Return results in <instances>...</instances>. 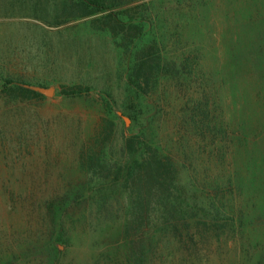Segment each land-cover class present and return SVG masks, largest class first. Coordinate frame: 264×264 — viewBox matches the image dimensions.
I'll return each mask as SVG.
<instances>
[{"label": "rangeland", "instance_id": "obj_1", "mask_svg": "<svg viewBox=\"0 0 264 264\" xmlns=\"http://www.w3.org/2000/svg\"><path fill=\"white\" fill-rule=\"evenodd\" d=\"M110 1L146 19L137 44L102 28L101 14L72 9L73 0H0V79L54 89L32 99L0 90V264L46 262L44 201L87 192L84 152L125 157L137 123L151 128L182 180L217 193L237 219L217 228L194 223L196 239L183 228L186 239L172 242L177 257L167 264H263L264 0ZM153 40L171 71L138 98L129 84L134 51ZM72 84L95 92L57 95ZM99 90L112 96L115 112L103 147L108 116ZM118 200L93 213L74 208L65 264H119L105 257L122 242Z\"/></svg>", "mask_w": 264, "mask_h": 264}, {"label": "trees", "instance_id": "obj_2", "mask_svg": "<svg viewBox=\"0 0 264 264\" xmlns=\"http://www.w3.org/2000/svg\"><path fill=\"white\" fill-rule=\"evenodd\" d=\"M72 4V9H77L83 16L101 14L98 20H101L102 28L114 36H121L130 44H137L144 35L146 19L137 10L118 11V5L110 0H73ZM134 57L129 84L138 98H145L153 92L161 78L171 71V66L165 62L156 40L138 47ZM0 90L22 99L44 97V93L35 89L34 85L11 78L0 79ZM93 92L95 89L92 86L72 84L62 85L57 95L81 98ZM97 92L104 100L108 116L103 147L114 132V101L106 91ZM137 124L134 126L136 133L131 131L126 137L125 157L112 161L102 148L84 152V171L89 176L87 192H71L72 195H65L66 198L57 195L44 201L51 225L48 239L50 251L44 264H65L69 251V245H66L69 240V220L75 207H83L93 213L99 203L105 204L110 200L120 202L118 199L124 201L120 219L114 217L122 242L111 254L105 255L109 262L119 264H155L154 260L158 258L163 264L172 263L177 255L170 250L171 244L186 239L183 228L190 239H196L194 223H213L217 228L223 221H237L235 211L224 206L217 193L200 187L193 179L187 182L182 180L175 159L161 151L160 146L153 141L151 128L143 123ZM241 219L243 221L244 217ZM121 248L124 252L120 257L118 253ZM19 255L16 261L23 260ZM117 255L119 259H116Z\"/></svg>", "mask_w": 264, "mask_h": 264}, {"label": "water", "instance_id": "obj_3", "mask_svg": "<svg viewBox=\"0 0 264 264\" xmlns=\"http://www.w3.org/2000/svg\"><path fill=\"white\" fill-rule=\"evenodd\" d=\"M34 88L48 95H51L54 93V89H47V88L38 87V86H35Z\"/></svg>", "mask_w": 264, "mask_h": 264}]
</instances>
